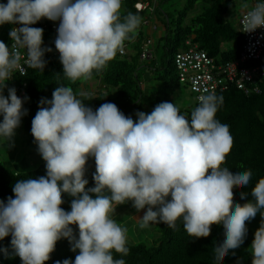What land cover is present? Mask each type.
<instances>
[{
	"label": "clouds",
	"instance_id": "9594fccd",
	"mask_svg": "<svg viewBox=\"0 0 264 264\" xmlns=\"http://www.w3.org/2000/svg\"><path fill=\"white\" fill-rule=\"evenodd\" d=\"M121 8L122 0L0 3V26L13 25L10 46L0 40V137L9 147L28 114L23 104L29 98L19 97L14 87L5 96L6 82L17 71L26 75L21 61L44 71L45 54L53 51L43 46L44 30L31 25L42 19L59 21L54 44L63 76L72 82L88 80L137 35L141 17L131 12L122 17ZM261 27L264 2L242 20V32ZM223 99L205 89L190 119L176 104L161 102L151 113L137 112L134 121L112 102L93 110L71 87L58 84L51 100L41 98L31 122L46 175L17 180L14 196L0 200V241L11 236L22 264H45L62 238L78 254L74 261L56 264H126L113 253L129 254L127 229L112 217L118 205L131 202L137 212L147 209L139 218L141 229L163 223L176 231L180 221L188 236L199 239L210 236L212 225H222L225 239L212 248L214 264H223L230 251L234 254L243 245L248 222L259 214L250 253L252 264H264V177L251 188L253 200L235 203L234 188H248L253 173H233L222 166L234 143L229 125L215 118ZM90 158L95 162L94 186L86 187ZM63 193L73 198L70 211L61 207ZM245 197L242 191L241 199ZM0 252L8 255L6 248Z\"/></svg>",
	"mask_w": 264,
	"mask_h": 264
},
{
	"label": "trees",
	"instance_id": "16d2710c",
	"mask_svg": "<svg viewBox=\"0 0 264 264\" xmlns=\"http://www.w3.org/2000/svg\"><path fill=\"white\" fill-rule=\"evenodd\" d=\"M146 1L149 0H125L122 3L121 16L131 12L140 16L142 23L135 39L125 41L124 48L127 49L125 55L118 52L103 70L93 71L92 77L87 82L97 81L98 87L95 91H91L88 84L87 88L80 89L86 81L84 79L75 82L66 79L62 73L63 66L59 57L51 58L47 55L48 53L44 57L47 61L44 71L30 68L26 75L16 74L12 81L6 82L5 96L8 95V88L16 89L17 86L26 85L25 96L29 99L24 102L23 107L28 110V114L22 117L18 128H23L32 141L34 137L31 135V122L39 110V102L41 98L51 100L52 93L58 84L71 87L78 98L93 110L103 103L112 102L125 116H131L136 121L137 112L151 113L161 102H171L174 93L182 85L175 66V57L179 52L189 48L188 41L197 44L200 49L207 51L210 56L221 62L233 61L240 56L244 34L239 23L236 26L227 17L232 0H203L200 5L201 9L198 8L200 12H196L197 14L194 10L199 6L200 0H188L185 7L173 9V11L162 6L167 0H160L154 10L139 11L136 4ZM150 23H160L164 30L160 38H155L152 57L142 60L144 45L152 37L147 30ZM12 27L13 25L0 37V40L7 45L10 42L9 31ZM225 44L233 45L226 48ZM161 47L163 50L159 58L157 54ZM129 49H132L133 53H130ZM56 73H60L59 76ZM153 81H159L161 85L155 86ZM261 87L263 92L259 95L248 96L235 86L217 94L222 95L224 99L215 118L229 125L234 140L233 147L226 157V163L222 166L229 168L233 173L247 169H251L253 173L248 188H234L233 190L235 203L241 205L254 199L251 195V188L260 178L264 177V80ZM16 92L18 94L17 90ZM80 93L84 95H79ZM198 104L199 102L195 107ZM44 106L48 107V105ZM194 108L186 111L185 116L189 119ZM180 114H182L181 110ZM2 119L3 117L0 116V122ZM87 168L85 178L89 183L86 187H93L94 159H89ZM45 175V164H41L34 170L19 172L7 166L0 157V200L6 202L7 197L14 196L12 187L17 180ZM242 191L246 193L243 200L241 199ZM62 196L65 202L61 207L70 211L73 198L67 193H63ZM155 225L160 234L155 246L127 241L129 254L121 256L114 252V258H123L126 264H214L212 248L214 244L222 243L225 239L222 225H212L210 236L199 239L188 236L180 221L177 222L176 231L163 223H155ZM72 227L74 235L78 238V226L73 225ZM247 229L243 245L235 250L234 254L230 251L223 264L242 261L246 250L250 249L255 234L248 224ZM0 248L8 250L7 256L0 252V264H22L20 258L14 254L10 235L0 241ZM77 254L78 250L71 251L69 240L62 238L57 242L54 252L45 264H56V261L62 262L64 259L74 261Z\"/></svg>",
	"mask_w": 264,
	"mask_h": 264
},
{
	"label": "built area",
	"instance_id": "2783aa9c",
	"mask_svg": "<svg viewBox=\"0 0 264 264\" xmlns=\"http://www.w3.org/2000/svg\"><path fill=\"white\" fill-rule=\"evenodd\" d=\"M124 1L122 0V3ZM152 1L157 4V0H149L137 3L136 7L139 11L146 9L154 10L155 6H152ZM261 2H264V0H258L255 5ZM250 10L245 11L239 17L241 31L243 30V17ZM58 25L59 21L53 22L47 19H42L35 25H31L32 27L42 28L44 30L43 46L53 49L52 52L47 54L51 58L59 57V53L55 49L54 44ZM150 25L156 30L157 26L153 23H150ZM15 26L19 27V25ZM243 34L244 44L240 56L233 61H218L216 58L210 56L207 51L200 49L197 44L191 41L187 42V45H189L187 50L181 51L176 55L175 66L179 74L180 83L191 89L197 97V102H199L198 97L204 94L205 89L218 94L235 86L248 96L253 94L259 95L263 92L261 83L264 80V27L258 28L252 33L243 32ZM10 44L11 41L8 45L10 46ZM154 44L155 40L152 37L147 40L141 55L142 60H147L152 57ZM126 53L127 49L124 48L121 54L125 55ZM21 63L27 74L30 68L23 61ZM16 74L22 75L17 71L13 74L12 80ZM16 90L18 91L17 95L23 99L26 95V85L17 86Z\"/></svg>",
	"mask_w": 264,
	"mask_h": 264
},
{
	"label": "rangeland",
	"instance_id": "374dc122",
	"mask_svg": "<svg viewBox=\"0 0 264 264\" xmlns=\"http://www.w3.org/2000/svg\"><path fill=\"white\" fill-rule=\"evenodd\" d=\"M255 0H232V3L228 9L227 17L237 26L239 23V17L241 16L243 11L250 10L253 7ZM160 3V0H157ZM188 0H167V2L163 3L162 6L165 9H173L183 8L185 7ZM203 0H200L194 13H198V8L202 5ZM154 1H152V6H156ZM196 13V14H197ZM155 21V20H154ZM10 27L11 25L8 24ZM4 30V29H3ZM148 30V29H147ZM2 33V32H1ZM1 37V34H0ZM233 44H225L224 46L228 48ZM163 48L159 49V53L157 54L160 58V54ZM130 53H133V50L129 49ZM89 82L84 81L83 86L80 89L87 88ZM155 86H160L159 81H153ZM93 88L89 85L91 91H95L98 87L97 81H93ZM81 92V90H80ZM171 103L176 104L179 110L182 111V115L187 114L188 109H193L197 103L196 95L191 91L189 87L184 86L183 84L178 88V90L174 93ZM16 134L13 137V146L9 147V141L6 138H1L0 142V157L2 161L12 168L13 170L19 172H26L30 170H34L39 167L41 164H45V161L42 159L40 154L37 151V145L34 143V140H31L30 135L23 129L17 128L15 130ZM147 209H143L139 212L132 206L131 202L126 204L118 205L116 208V212L113 214V219L121 226L127 229V241L132 243H145L148 246H155L157 243V238L159 237V232L157 230V226L155 223L150 224L149 227L141 229L139 227V218H142L145 211ZM261 216L257 214L256 218L250 222L248 225L256 231L260 226ZM245 252V251H243ZM250 249L246 250L243 258L241 259V264H252V258H250Z\"/></svg>",
	"mask_w": 264,
	"mask_h": 264
},
{
	"label": "crops",
	"instance_id": "0c3cea01",
	"mask_svg": "<svg viewBox=\"0 0 264 264\" xmlns=\"http://www.w3.org/2000/svg\"><path fill=\"white\" fill-rule=\"evenodd\" d=\"M258 0H255L254 1V4L253 6L255 5V3L257 2ZM0 3H7V0H0ZM245 11L242 12V14L244 13ZM241 14V15H242ZM155 26H157L156 30L153 29V27L150 25L148 27V33L149 35H151L153 37V39L155 40V38H160L163 34V28H162V25L160 23H157V24H154ZM4 29V30H3ZM7 29H9V26L8 24H5L3 26H0V34H2L4 31H6ZM2 32V33H1ZM93 81H90L89 82V85L91 86V88H93V85H92ZM234 264H241V261L240 262H237V263H234ZM246 264V263H245Z\"/></svg>",
	"mask_w": 264,
	"mask_h": 264
}]
</instances>
